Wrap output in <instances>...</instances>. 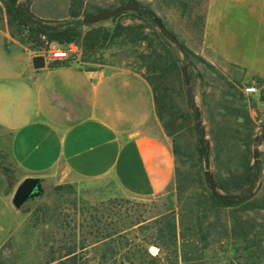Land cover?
<instances>
[{
	"label": "rangeland",
	"instance_id": "obj_1",
	"mask_svg": "<svg viewBox=\"0 0 264 264\" xmlns=\"http://www.w3.org/2000/svg\"><path fill=\"white\" fill-rule=\"evenodd\" d=\"M80 1L84 8L92 12H96L95 7L109 9L122 3L120 0ZM139 1L152 9L180 40L202 55L199 48L207 0ZM20 2L36 16L48 15L50 19L47 20L54 24L70 20L72 0ZM133 12L127 11L116 22L143 25L145 33L158 46L159 39L155 33L161 30ZM116 22L109 19L92 27L112 33ZM0 28L8 33L10 43L20 45L32 55L42 46V42L34 35L23 37L16 27L10 26L3 0H0ZM90 29L87 25L83 27L84 32ZM242 36L237 52L244 53L253 44V39L249 32ZM79 44L82 53L66 65H75L84 70L115 65L134 73L135 104L130 108L131 122L141 124L148 131L165 133L172 148L177 150L175 165L180 174H175L173 183L163 193L138 197L123 192L110 179L91 181L76 178L67 182L57 178L53 172H48L42 176L40 195L17 208L13 204V196L25 172L12 154L11 130L0 125V262L44 264L52 253L57 254L65 245L73 244L76 237L80 243L84 241L91 244L96 235L120 230L121 235L94 244L96 246L80 248L78 264H264V226L261 225L264 224V210L244 211L238 206H219L210 198L211 191L204 174L206 154H201L198 148L199 136L194 127L198 126L195 107L189 101L186 80L184 85L182 83L184 74L169 75L167 80L170 97L166 103V118L170 119L169 113L173 110L184 124V129L172 136L164 128L157 113L154 114L156 106L153 90H150L152 86L146 78L147 68L143 58L150 52L148 41L122 42L109 36L92 55L84 52L82 41ZM259 46L260 51H264V35ZM181 57L183 59V55ZM194 60L193 65H187L193 100L200 108L206 138L210 143L212 174L221 180L227 178L230 171L240 172L243 169L242 155L247 152V147L253 164L254 138L264 132L261 128L264 121V75L226 62L213 63L207 59L211 66L197 58ZM0 61L2 64L10 62L9 65H20L18 58L5 61L1 56ZM21 66L24 74L30 76L24 63L21 62ZM247 84L256 85L257 91L245 93L244 85ZM148 110L151 117L145 119L144 114L149 113ZM248 135H251L250 143L247 142ZM260 156L259 179L243 188V193L254 197L264 193V137L260 141ZM176 177L181 179L179 186ZM39 206L57 209L60 217L58 223L62 228L50 224L31 229L35 223L34 213ZM234 217L254 221L256 227L252 228L251 238L255 241L245 240L240 228L233 231ZM169 223L176 224L177 237L172 241L169 231L165 232L164 243L159 229ZM31 231H35V235ZM53 231L57 233L54 236L58 242L51 246L46 234ZM151 246H155L157 251H151ZM147 249L153 255H158V258H149Z\"/></svg>",
	"mask_w": 264,
	"mask_h": 264
},
{
	"label": "crops",
	"instance_id": "obj_2",
	"mask_svg": "<svg viewBox=\"0 0 264 264\" xmlns=\"http://www.w3.org/2000/svg\"><path fill=\"white\" fill-rule=\"evenodd\" d=\"M246 32L253 44L237 52ZM263 35L264 0H207L199 48L206 59L264 75ZM9 38L0 28V59L18 58L20 65L0 61V125L12 131L23 180L53 172L67 182L110 179L138 197L168 189L175 179V154L165 133L131 122L132 71L115 65L84 70L64 62L35 69L34 55ZM150 117V111L144 114Z\"/></svg>",
	"mask_w": 264,
	"mask_h": 264
},
{
	"label": "trees",
	"instance_id": "obj_3",
	"mask_svg": "<svg viewBox=\"0 0 264 264\" xmlns=\"http://www.w3.org/2000/svg\"><path fill=\"white\" fill-rule=\"evenodd\" d=\"M5 3L6 13L9 19V24L12 27H16L19 34L23 37L25 36H35L39 42H42L41 35L46 34L50 40L58 42L61 46H67L69 43L76 41L81 42L84 48V52L89 55L94 54V51L97 47H100L102 42L106 41L110 36L111 39H121L122 42H132V43H142L148 41V46L150 48L149 54L143 56L146 62L147 75L146 78L152 86L154 93V102L156 106V113L159 119L163 122L164 128L169 135H175L181 132L184 129V124L179 121V116L176 111L171 110L170 119L166 118V108H167V99L170 97V86L167 83L169 75L178 74V76H183L185 65H193L194 59L197 58L204 63L211 65V63L202 55L197 54L192 50L185 42L179 39L177 34L167 28L163 20L155 14V12L141 5L149 10L156 20L149 17L147 14L142 12H133L139 15L143 19H148L153 27L159 28L161 31H157L155 35L159 39V45L155 46L153 44L154 40H151L149 36L144 31L143 25H123L120 22H116L119 17L126 14L123 12L112 18L113 22H116V25L113 29V32L105 31L102 28H95L90 26L89 31L84 32L83 27L85 26L80 18L82 16L91 15L93 13L104 10L103 8L95 7L96 12H92L89 8H84L83 3L80 0H72L69 17L70 20L58 23H52L50 20L40 18L36 16L28 6H25L24 3H21L20 0H3ZM122 3L135 0H120ZM28 29V30H26ZM163 31H166L168 37L163 34ZM169 38H172L174 41H171ZM183 55V59L181 57ZM69 62V60L64 61V64ZM59 63V62H58ZM58 63H52L50 66H56ZM212 66V65H211ZM185 79H182L184 85ZM189 101L192 102L194 97L193 94L189 95ZM170 108L173 109V106L170 105ZM195 130L199 136L198 148L201 154H206V139L202 134L201 129L198 126H194ZM12 134V131H11ZM248 143L251 141V135H248ZM12 149V146H11ZM174 154L177 155V150L173 148ZM249 148L247 147V152H244L242 155V167L243 169L240 172L230 171V174L227 178L218 180L215 175L212 174L213 179L216 183V186L219 190H222L224 193H232L234 191H240L244 188L245 185L254 184L260 177L261 166L256 168L254 164L251 163V160L248 155ZM13 154V153H12ZM176 176L180 174V171L175 167ZM26 175L24 174L23 178ZM178 186L181 183V179L176 177ZM210 198L214 204L224 207H241L244 211L251 210H264V193L261 196L254 197V195H249L248 193H243L240 198H219L214 196L210 192ZM34 225L31 229L39 228L40 226H48L54 224L59 226V212L57 209L49 208L48 206H39L34 213ZM234 228L235 232L237 228H240L241 234L245 240L255 241L251 238L252 228H255L256 225L252 219H239L234 217ZM62 224V223H61ZM264 226V224H261ZM62 228V225L59 226ZM170 233L172 241L176 240V224L169 223L168 225L159 229L160 236L162 237L164 243L165 232ZM122 231L117 230L107 234L96 235L95 240L91 244H86L84 241L80 243L78 238L74 239V243L61 248L57 254L52 253L51 257L44 264H78V250L85 249L89 246H96L101 241H106L108 239L114 238L116 235H121ZM31 234L35 235V231H31ZM57 233L48 232L46 236L48 237L47 242H51V246L55 242H58L54 235ZM76 236V234H75ZM160 237V238H161ZM186 238L187 235L184 234ZM190 238V237H189ZM189 238H187L188 242ZM30 241V240H29ZM170 245V244H169ZM114 253L113 251H111ZM147 256L152 260L158 258V255H153L150 250H146ZM0 264H2L0 262Z\"/></svg>",
	"mask_w": 264,
	"mask_h": 264
},
{
	"label": "water",
	"instance_id": "obj_4",
	"mask_svg": "<svg viewBox=\"0 0 264 264\" xmlns=\"http://www.w3.org/2000/svg\"><path fill=\"white\" fill-rule=\"evenodd\" d=\"M126 11H135V12H142L147 14L152 19L156 20V18L152 15V13L144 8L139 1H128L126 3L118 4L117 6L109 9H104L99 12L93 13L91 15L82 16L80 18L81 22L84 25H93L100 23L102 21H106L109 19H112L113 17L126 12ZM163 34L168 37V34L166 31H163ZM171 41H174L172 38H169ZM32 64L35 69H42L47 66L46 58L44 55H34L32 58ZM184 76L186 80V85L188 89V94H192V83L191 78L187 70V64L184 67ZM192 105L195 107V114H196V124L201 129L202 134L206 138V128L201 120V111L198 107L195 100L192 101ZM261 128L264 131V121L261 124ZM264 137V132L261 135H257L254 138V147H253V157L254 161L253 164L256 168L260 165V141ZM206 161H205V178L209 185V189L211 193L219 198H240L245 191L243 189L242 191L238 193H222L218 190L216 183L212 176V169L210 165V143L206 141ZM42 192V177L41 176H29L26 177L17 187L15 194L13 196V204L15 207L20 208L22 207L29 199H31L34 196L40 195ZM152 248H155L157 251V248L155 246H151Z\"/></svg>",
	"mask_w": 264,
	"mask_h": 264
},
{
	"label": "built area",
	"instance_id": "obj_5",
	"mask_svg": "<svg viewBox=\"0 0 264 264\" xmlns=\"http://www.w3.org/2000/svg\"><path fill=\"white\" fill-rule=\"evenodd\" d=\"M41 40L42 46L34 55H44L47 65L71 60L82 53V47L76 41L69 43L67 46H61L58 42L50 40L46 34L41 35ZM244 91L248 94L254 93L257 91V87L254 84H247L244 85Z\"/></svg>",
	"mask_w": 264,
	"mask_h": 264
},
{
	"label": "bare ground",
	"instance_id": "obj_6",
	"mask_svg": "<svg viewBox=\"0 0 264 264\" xmlns=\"http://www.w3.org/2000/svg\"><path fill=\"white\" fill-rule=\"evenodd\" d=\"M152 251H153V252H155V251H156V249H155V248H152Z\"/></svg>",
	"mask_w": 264,
	"mask_h": 264
}]
</instances>
